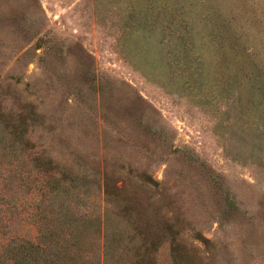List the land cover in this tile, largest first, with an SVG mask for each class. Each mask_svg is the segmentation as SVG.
I'll return each mask as SVG.
<instances>
[{
	"label": "rangeland",
	"instance_id": "obj_1",
	"mask_svg": "<svg viewBox=\"0 0 264 264\" xmlns=\"http://www.w3.org/2000/svg\"><path fill=\"white\" fill-rule=\"evenodd\" d=\"M27 243L264 264V0H0V264Z\"/></svg>",
	"mask_w": 264,
	"mask_h": 264
},
{
	"label": "trees",
	"instance_id": "obj_2",
	"mask_svg": "<svg viewBox=\"0 0 264 264\" xmlns=\"http://www.w3.org/2000/svg\"><path fill=\"white\" fill-rule=\"evenodd\" d=\"M19 249L21 251H19L20 256L17 260L18 264H45L40 262L39 258L42 256V247L38 246L36 243H27Z\"/></svg>",
	"mask_w": 264,
	"mask_h": 264
}]
</instances>
